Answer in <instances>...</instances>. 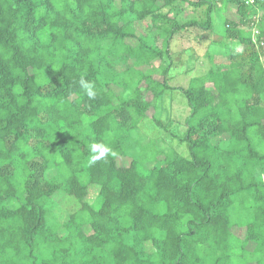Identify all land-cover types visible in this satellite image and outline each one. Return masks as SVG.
Instances as JSON below:
<instances>
[{
  "label": "trees",
  "instance_id": "obj_1",
  "mask_svg": "<svg viewBox=\"0 0 264 264\" xmlns=\"http://www.w3.org/2000/svg\"><path fill=\"white\" fill-rule=\"evenodd\" d=\"M0 264H264V0H0Z\"/></svg>",
  "mask_w": 264,
  "mask_h": 264
},
{
  "label": "rangeland",
  "instance_id": "obj_2",
  "mask_svg": "<svg viewBox=\"0 0 264 264\" xmlns=\"http://www.w3.org/2000/svg\"><path fill=\"white\" fill-rule=\"evenodd\" d=\"M189 15L190 11L186 10L185 16ZM221 30L222 28L217 29V36H210L206 31L189 30L186 33H183L181 36H177L173 40L171 44V48L174 53V55H172L173 67L170 70V77L172 79L170 82L171 85L175 84L185 86L189 78L203 71L201 70L202 68L200 67L199 63L205 58L204 54L205 50L207 51L206 47L208 46V40L210 37L211 39L219 38L218 36L221 34ZM160 107L161 108L157 113V118L165 122L169 120H174L175 123L179 120L182 121L181 119H183L184 114L187 112V106L184 98L181 95H178L176 92L168 94L166 92L160 103ZM140 128L142 130L139 131L138 134L139 137H141L143 143H146V140L149 138H154L153 141H157L158 146L160 143L158 140L160 139H163L166 143L168 142L166 134L161 132L160 129L154 127L150 122L145 121L142 125H140L139 129ZM146 136H148L147 139ZM169 145L171 144L169 143ZM159 147L162 149L164 146L161 145ZM180 148L181 147H179L177 150H180L183 153V149ZM118 162L120 165H126L127 163L126 160H120ZM151 166V163L145 165L146 168H150ZM52 173L54 172L52 171L51 174ZM91 198L92 196L89 195L88 202L91 201ZM72 210H74L73 207ZM233 234L238 237H242L244 234V229L235 228ZM146 250L149 251L150 247L147 246Z\"/></svg>",
  "mask_w": 264,
  "mask_h": 264
},
{
  "label": "clouds",
  "instance_id": "obj_3",
  "mask_svg": "<svg viewBox=\"0 0 264 264\" xmlns=\"http://www.w3.org/2000/svg\"><path fill=\"white\" fill-rule=\"evenodd\" d=\"M85 88L87 89V95L90 98H93L95 96V93L94 91H92L91 85H85ZM89 150L92 153L89 161L90 163H93L96 160L103 158L108 152H110V149L108 147L96 144L90 145Z\"/></svg>",
  "mask_w": 264,
  "mask_h": 264
},
{
  "label": "built area",
  "instance_id": "obj_4",
  "mask_svg": "<svg viewBox=\"0 0 264 264\" xmlns=\"http://www.w3.org/2000/svg\"><path fill=\"white\" fill-rule=\"evenodd\" d=\"M248 1H250V2H251V0H248Z\"/></svg>",
  "mask_w": 264,
  "mask_h": 264
}]
</instances>
